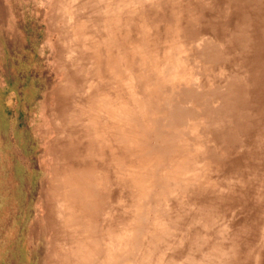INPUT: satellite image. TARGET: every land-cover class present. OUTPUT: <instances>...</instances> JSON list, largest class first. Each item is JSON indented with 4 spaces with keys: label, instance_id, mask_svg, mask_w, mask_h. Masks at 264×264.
<instances>
[{
    "label": "rangeland",
    "instance_id": "374dc122",
    "mask_svg": "<svg viewBox=\"0 0 264 264\" xmlns=\"http://www.w3.org/2000/svg\"><path fill=\"white\" fill-rule=\"evenodd\" d=\"M262 60L264 0H0V264H264Z\"/></svg>",
    "mask_w": 264,
    "mask_h": 264
},
{
    "label": "bare ground",
    "instance_id": "6f19581e",
    "mask_svg": "<svg viewBox=\"0 0 264 264\" xmlns=\"http://www.w3.org/2000/svg\"><path fill=\"white\" fill-rule=\"evenodd\" d=\"M263 61V64H262V69H264V60H262ZM55 88V87H54ZM54 88H52V91H51V93H50V95L53 93V91H54ZM244 100V99H243ZM242 111V110H241Z\"/></svg>",
    "mask_w": 264,
    "mask_h": 264
}]
</instances>
